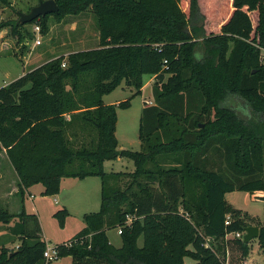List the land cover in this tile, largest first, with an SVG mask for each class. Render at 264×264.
<instances>
[{"label":"trees","instance_id":"trees-1","mask_svg":"<svg viewBox=\"0 0 264 264\" xmlns=\"http://www.w3.org/2000/svg\"><path fill=\"white\" fill-rule=\"evenodd\" d=\"M54 1L58 13L20 25L19 11L0 0L16 15L0 20V34L7 29L19 45L12 51L22 58L30 51L28 26L46 36L51 17L84 12L96 17L99 46L48 60L0 88V153L21 194L35 184L43 195L58 194L65 177L101 179L100 210L85 215L83 229L55 248L57 258L243 264L249 245L226 236L252 224L225 195L264 192V0ZM151 76L153 104L140 117L141 151H118L115 108L130 103L107 105L103 97L122 82L140 94ZM231 98L250 113L227 107ZM117 158L131 159L134 171L105 173L104 162ZM125 176L130 181L122 188ZM66 216L65 209L55 214L61 226ZM27 219L24 211L0 209V224L14 222L10 234L22 238L15 249L0 248V264H46V243L37 224L28 230ZM253 226L264 249V222ZM111 228L120 229V248L109 243Z\"/></svg>","mask_w":264,"mask_h":264},{"label":"rangeland","instance_id":"rangeland-1","mask_svg":"<svg viewBox=\"0 0 264 264\" xmlns=\"http://www.w3.org/2000/svg\"><path fill=\"white\" fill-rule=\"evenodd\" d=\"M13 9L27 13L36 6L40 0H10ZM185 7V3H181ZM4 8L0 5V20L16 18L14 10ZM201 9V8H200ZM226 11V10H225ZM223 9L217 11V16L224 15ZM206 23V22H205ZM215 24V23H214ZM205 25V24H204ZM49 32L46 36L37 34L33 31L34 25L28 26L31 33L29 47L34 49L33 58L24 62L20 55H16L12 48H17L16 39L12 38L8 32L0 36V88L17 79L25 70L44 64V62L63 55L95 49L99 46L98 26L96 17L90 12H84L77 16H66L62 20L50 18L48 22ZM5 31V30H4ZM7 31V29H6ZM40 40V45L36 46L35 41ZM5 43L4 45H2ZM15 50V49H14ZM31 52V53H32ZM20 53V51H19ZM264 55V51L261 52ZM41 54V56H39ZM197 57H202V50L197 48ZM33 59V60H32ZM151 77H144L143 83L146 84L141 89L140 94H136L135 89L126 86L124 82L113 92L103 97V102L107 105L117 104L129 100L128 108L116 107V129L115 137L117 140L118 151L139 152L141 151V141L139 139V125L142 110L145 106L153 104L152 85L154 80ZM225 105L235 110L241 116L250 113L247 105L239 98L228 99ZM217 157V158H216ZM219 170L224 169V164L217 155H214ZM135 169L134 163L128 158H117L105 161L103 170L105 173H132ZM0 209H6L11 214H18L21 211L28 216L27 228L30 232L38 225V238L46 243V247L56 248L59 245L69 243L76 234L85 226L84 216L97 213L100 210L101 202V179L99 177H87L79 180L72 177H65L61 180L58 194L43 195V186L35 184L24 191L18 193V182L5 152L0 153ZM130 181V177L125 176L120 183L124 188ZM17 188V192L15 191ZM227 202L236 210H240L247 215L251 224L262 225L264 222V192L250 194L248 192L234 191L225 195ZM67 213L64 223L61 226L55 214L64 210ZM17 221V220H15ZM9 225L0 224V248H17L22 242L20 236L10 234ZM109 243L115 248L121 247V237L118 228L106 230ZM231 236H229L230 238ZM249 243L250 250L259 259H263L264 249L257 239H252ZM138 245H142V238L138 239ZM252 247V248H251ZM71 258L64 256L57 258L49 264H70ZM185 264H195V261L185 258ZM47 264V263H46Z\"/></svg>","mask_w":264,"mask_h":264},{"label":"water","instance_id":"water-1","mask_svg":"<svg viewBox=\"0 0 264 264\" xmlns=\"http://www.w3.org/2000/svg\"><path fill=\"white\" fill-rule=\"evenodd\" d=\"M59 8L54 0L40 1L36 6L32 7L27 13H18L17 23L20 25L30 23L38 17H42L48 14L58 13ZM244 235L242 241L248 244L252 239H257L259 235V229L256 226L250 225L244 228Z\"/></svg>","mask_w":264,"mask_h":264},{"label":"crops","instance_id":"crops-1","mask_svg":"<svg viewBox=\"0 0 264 264\" xmlns=\"http://www.w3.org/2000/svg\"><path fill=\"white\" fill-rule=\"evenodd\" d=\"M1 19V18H0ZM7 31L5 30V31H3V32H1V34H0V36H2L3 34H5ZM32 51H34V49H32L31 47H30V51L28 52V54L26 55V56H24V62H27V65H28V60H31V58H33L32 56V54H33V52ZM32 52V53H31ZM39 56H41V54H39ZM53 58H56V57H53ZM52 58V59H53ZM33 60V59H32ZM51 60V59H50ZM47 62V61H46ZM45 63V62H44ZM28 66H30V65H28ZM40 66V65H39ZM36 67H38V66H34L33 68H30V69H28L27 70V72L29 71V70H32V69H34V68H36ZM26 73V71L24 70L23 71V73L19 76V77H21L22 75H24ZM18 77V78H19ZM152 80H154V77H152L151 79H149V81H152ZM9 84V83H8ZM7 85V84H6ZM146 84H144V86H145ZM5 86V85H4ZM144 86L142 87V88H144ZM141 88V89H142ZM15 174V173H14ZM16 176V175H15ZM2 178V174L0 173V179ZM17 178V177H16ZM17 182H18V179H17ZM17 190V188H15V191L14 192H17L16 191ZM251 243H248V245H249V248H250V246H253V245H250ZM252 248V247H251ZM254 253H256V252H254V250H249V254H248V256H247V258L243 261V264H263L262 262H263V259H259L257 256H256V254H254ZM71 264V263H70Z\"/></svg>","mask_w":264,"mask_h":264},{"label":"built area","instance_id":"built-area-1","mask_svg":"<svg viewBox=\"0 0 264 264\" xmlns=\"http://www.w3.org/2000/svg\"><path fill=\"white\" fill-rule=\"evenodd\" d=\"M33 31L39 35L40 34L39 26H34L33 27ZM40 43H41L40 40L35 41V45L36 46L40 45ZM260 57H261V62L264 63V55H262V53L260 54ZM225 224L226 225L229 224V217H227V221L225 222ZM119 234H120V229H119ZM243 235H244V232L242 234L241 233H235V234H231V235L226 236V238H229V236H231L230 238H237V239H241L242 240ZM43 257H44L46 263L54 261L55 259H57V251H56V249L55 248L46 247V249H45V251L43 253Z\"/></svg>","mask_w":264,"mask_h":264}]
</instances>
